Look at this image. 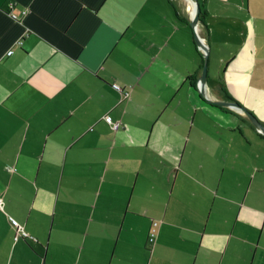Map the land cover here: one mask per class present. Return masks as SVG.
Masks as SVG:
<instances>
[{
    "label": "crops",
    "instance_id": "1",
    "mask_svg": "<svg viewBox=\"0 0 264 264\" xmlns=\"http://www.w3.org/2000/svg\"><path fill=\"white\" fill-rule=\"evenodd\" d=\"M199 3L205 95L191 0H0V264H264V138L210 102L264 125V0Z\"/></svg>",
    "mask_w": 264,
    "mask_h": 264
},
{
    "label": "water",
    "instance_id": "2",
    "mask_svg": "<svg viewBox=\"0 0 264 264\" xmlns=\"http://www.w3.org/2000/svg\"><path fill=\"white\" fill-rule=\"evenodd\" d=\"M193 7H194V15L192 19L190 20L191 26L195 30V39L197 44L203 49L204 54V65H203V73L200 77L199 84L200 87L198 88L201 94L205 95V88L206 83L208 79V52H209V46L208 44L200 37L198 34V24L201 14V5L199 3V0H191ZM212 104L220 106V107H227L236 109L237 111L242 112L253 124L254 126L259 130V132L264 136V125L258 120V118L251 113L249 110L244 108L242 105H240L237 102H222V101H210Z\"/></svg>",
    "mask_w": 264,
    "mask_h": 264
},
{
    "label": "built area",
    "instance_id": "3",
    "mask_svg": "<svg viewBox=\"0 0 264 264\" xmlns=\"http://www.w3.org/2000/svg\"><path fill=\"white\" fill-rule=\"evenodd\" d=\"M15 6H16L15 2H11L9 4V8H10L9 15L11 16L12 19L17 21L18 20L17 15L11 11L14 9ZM23 14L26 15L27 10H24ZM20 44H21V42H20ZM12 53H13V51L8 52L9 55H11ZM198 86L200 87V84ZM113 87L121 95V101H126L130 98L131 89H124L121 86H119L118 84H114ZM104 119L111 125V127L114 131H118L120 129V127H121L120 122H113L111 117L108 115H106ZM3 204H4L3 198L0 197V209L3 208ZM11 224L16 229V237H15L16 240L20 239L21 237L22 238L29 237V234L24 230V228L21 225H19V223L16 220L11 219ZM159 228H160V222H154L152 225L150 235H149L150 245H154L156 243L157 237L159 234Z\"/></svg>",
    "mask_w": 264,
    "mask_h": 264
},
{
    "label": "trees",
    "instance_id": "4",
    "mask_svg": "<svg viewBox=\"0 0 264 264\" xmlns=\"http://www.w3.org/2000/svg\"><path fill=\"white\" fill-rule=\"evenodd\" d=\"M202 8V7H201ZM202 13L200 14V17H201V19H202ZM203 65H204V58H203V56H202V67H203ZM121 96V95H120ZM229 98V97H228ZM230 99V98H229ZM121 100V99H120ZM116 132V131H115ZM263 138H264V136L263 135H261Z\"/></svg>",
    "mask_w": 264,
    "mask_h": 264
},
{
    "label": "bare ground",
    "instance_id": "5",
    "mask_svg": "<svg viewBox=\"0 0 264 264\" xmlns=\"http://www.w3.org/2000/svg\"><path fill=\"white\" fill-rule=\"evenodd\" d=\"M193 13H194V11H193Z\"/></svg>",
    "mask_w": 264,
    "mask_h": 264
}]
</instances>
